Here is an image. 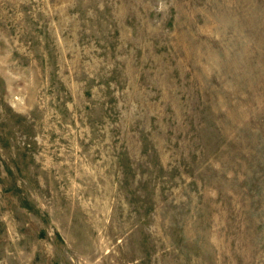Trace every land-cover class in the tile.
Here are the masks:
<instances>
[{"label": "rangeland", "instance_id": "obj_1", "mask_svg": "<svg viewBox=\"0 0 264 264\" xmlns=\"http://www.w3.org/2000/svg\"><path fill=\"white\" fill-rule=\"evenodd\" d=\"M0 264H264V0H0Z\"/></svg>", "mask_w": 264, "mask_h": 264}]
</instances>
